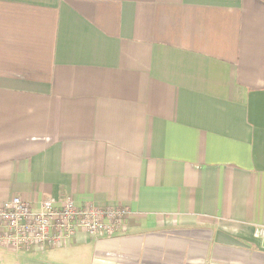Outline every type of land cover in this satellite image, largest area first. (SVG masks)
Masks as SVG:
<instances>
[{"label":"crops","instance_id":"0c3cea01","mask_svg":"<svg viewBox=\"0 0 264 264\" xmlns=\"http://www.w3.org/2000/svg\"><path fill=\"white\" fill-rule=\"evenodd\" d=\"M16 194L132 215L0 264H264V0H0Z\"/></svg>","mask_w":264,"mask_h":264},{"label":"built area","instance_id":"2783aa9c","mask_svg":"<svg viewBox=\"0 0 264 264\" xmlns=\"http://www.w3.org/2000/svg\"><path fill=\"white\" fill-rule=\"evenodd\" d=\"M132 210L123 205L78 203L72 195L32 201L16 194L0 204V245L15 250L70 244L83 231L93 237L126 230ZM264 241V226L254 230Z\"/></svg>","mask_w":264,"mask_h":264}]
</instances>
